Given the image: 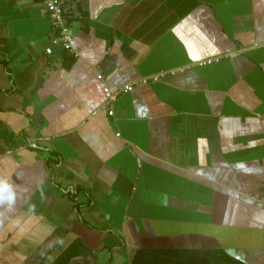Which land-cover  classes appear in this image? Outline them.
Here are the masks:
<instances>
[{"label": "crops", "instance_id": "1", "mask_svg": "<svg viewBox=\"0 0 264 264\" xmlns=\"http://www.w3.org/2000/svg\"><path fill=\"white\" fill-rule=\"evenodd\" d=\"M66 22L77 56L48 55L43 5L0 0V264H264V0ZM160 72L108 115L104 87Z\"/></svg>", "mask_w": 264, "mask_h": 264}, {"label": "built area", "instance_id": "2", "mask_svg": "<svg viewBox=\"0 0 264 264\" xmlns=\"http://www.w3.org/2000/svg\"><path fill=\"white\" fill-rule=\"evenodd\" d=\"M34 2H39L43 5L46 16L49 20V26L51 31L50 46L46 48V54H52L53 47H58L67 53L77 56L75 50L73 49L72 33L66 22V11L67 9H75L80 0H32ZM167 73L160 72L156 75L149 77H142L137 80L131 81L123 85L117 91H111L109 88L104 87V104L103 108L107 110L108 115L111 117L114 115L113 104L118 98V96L125 93L131 92L136 87L145 86L148 84H155L160 81ZM98 79H102L99 75ZM119 136V134L117 135Z\"/></svg>", "mask_w": 264, "mask_h": 264}, {"label": "clouds", "instance_id": "3", "mask_svg": "<svg viewBox=\"0 0 264 264\" xmlns=\"http://www.w3.org/2000/svg\"><path fill=\"white\" fill-rule=\"evenodd\" d=\"M16 201V191L10 178L0 176V204L7 203L9 206L13 205Z\"/></svg>", "mask_w": 264, "mask_h": 264}, {"label": "trees", "instance_id": "4", "mask_svg": "<svg viewBox=\"0 0 264 264\" xmlns=\"http://www.w3.org/2000/svg\"><path fill=\"white\" fill-rule=\"evenodd\" d=\"M67 25H68V23H67Z\"/></svg>", "mask_w": 264, "mask_h": 264}]
</instances>
